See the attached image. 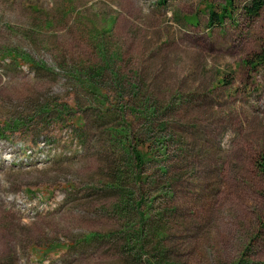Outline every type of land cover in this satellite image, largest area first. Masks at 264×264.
<instances>
[{
	"label": "rangeland",
	"instance_id": "374dc122",
	"mask_svg": "<svg viewBox=\"0 0 264 264\" xmlns=\"http://www.w3.org/2000/svg\"><path fill=\"white\" fill-rule=\"evenodd\" d=\"M230 1L0 0V264H264V5Z\"/></svg>",
	"mask_w": 264,
	"mask_h": 264
},
{
	"label": "trees",
	"instance_id": "16d2710c",
	"mask_svg": "<svg viewBox=\"0 0 264 264\" xmlns=\"http://www.w3.org/2000/svg\"><path fill=\"white\" fill-rule=\"evenodd\" d=\"M227 3H228V5H231L230 0H227ZM263 5H264V0H251L248 11L252 15H256L259 13V11L263 7ZM224 9H225V7L223 8V11H224ZM222 15L224 16V14H222ZM222 15L220 13L217 14V13L211 11L210 17H209V24L212 26L216 22L220 23V18L222 17ZM0 40H1V38H0ZM136 157L138 158L139 162L142 163V158L139 155H136ZM259 167H260L262 173L264 174V157L261 159Z\"/></svg>",
	"mask_w": 264,
	"mask_h": 264
},
{
	"label": "built area",
	"instance_id": "2783aa9c",
	"mask_svg": "<svg viewBox=\"0 0 264 264\" xmlns=\"http://www.w3.org/2000/svg\"><path fill=\"white\" fill-rule=\"evenodd\" d=\"M2 145H3L4 147L7 148V149L5 148V150H9L8 144H2ZM12 148H13V149H10V150H14V149L16 150V149H17V146L12 145ZM22 152H23V153H26V155H28V154L31 152V150H30V149H27V150H26V149L24 148V149L21 150V153H22ZM7 154H8V155H7ZM7 154H4V158L6 157V159L9 158L10 151L7 152ZM6 161H7V160H6ZM22 206H23V207H26V203H25V202H22ZM40 207H42V204H40Z\"/></svg>",
	"mask_w": 264,
	"mask_h": 264
}]
</instances>
